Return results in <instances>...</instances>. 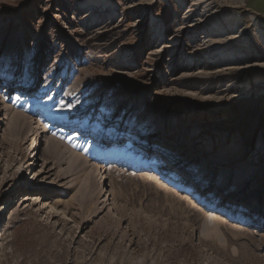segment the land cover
Masks as SVG:
<instances>
[{"label": "rangeland", "instance_id": "obj_1", "mask_svg": "<svg viewBox=\"0 0 264 264\" xmlns=\"http://www.w3.org/2000/svg\"><path fill=\"white\" fill-rule=\"evenodd\" d=\"M258 141L264 0H0V264H264Z\"/></svg>", "mask_w": 264, "mask_h": 264}, {"label": "bare ground", "instance_id": "obj_2", "mask_svg": "<svg viewBox=\"0 0 264 264\" xmlns=\"http://www.w3.org/2000/svg\"><path fill=\"white\" fill-rule=\"evenodd\" d=\"M12 71L15 73L17 71V69H12ZM50 122L52 124H55V125L58 126L57 132H59V133H62L63 131H66V130H71V131L73 130L74 131V129H75V128L72 129L71 126L69 127L68 125H66V123H60V122H57V121L54 122L53 120H51ZM51 127H53V125L52 126L47 125L45 127V130L50 129ZM83 130L84 129H81V128L77 127L75 129L73 135L79 136V135H81V133L85 134L84 133L85 131H83ZM89 130L90 131H94L93 129H89ZM115 139H116L115 138V135L108 137V141H110V142H113V140H115ZM256 144H257V146H256L257 152L259 151V149H261V148L264 147V145H263V143L261 141H258ZM141 145H142V142L141 141L136 140V139H132L131 137H127V139H126V145L124 147L127 149V151L128 150L130 151L131 149H139V148H141L142 147ZM244 152H245V149H236V148H233V149H224V150H219V151L207 153V157H209L208 159H211L212 161H215L214 163H216L218 161H225L226 159L239 158L240 155H243L244 154ZM197 153L204 154V153H206V151H199V152L197 151ZM195 154H193V156ZM96 155H98L97 156V159L99 158V161L102 164L105 163L106 161L113 162V163L115 162L116 163L118 161V159H119L118 157L110 158L106 154H101V155L100 154H96ZM196 159H197V157H195V159L193 158L191 160V162L199 163V161L196 160ZM156 162H157V160H156ZM156 162L153 165H151V167L149 168V170H147L145 172L143 171V173L141 175L144 176L145 178L149 179V180H153V179L158 180L157 173L159 172V168L160 167L158 166L159 164L156 163ZM124 163L128 164V168L131 169V170L132 169L134 170L135 168H138L137 161H135L133 159L126 158V159H124ZM234 168H237V167L234 166ZM219 169H220L219 172H226V171L229 170V168H226V167H219ZM162 185H167L168 186L169 184L167 182H163ZM199 204L202 205V203H199ZM209 214H210L211 217L215 216L216 210L210 211Z\"/></svg>", "mask_w": 264, "mask_h": 264}]
</instances>
